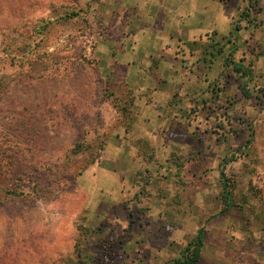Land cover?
Instances as JSON below:
<instances>
[{"label": "rangeland", "instance_id": "obj_1", "mask_svg": "<svg viewBox=\"0 0 264 264\" xmlns=\"http://www.w3.org/2000/svg\"><path fill=\"white\" fill-rule=\"evenodd\" d=\"M248 1L0 0V264H264Z\"/></svg>", "mask_w": 264, "mask_h": 264}, {"label": "trees", "instance_id": "obj_2", "mask_svg": "<svg viewBox=\"0 0 264 264\" xmlns=\"http://www.w3.org/2000/svg\"><path fill=\"white\" fill-rule=\"evenodd\" d=\"M258 4V0H249L248 5L251 7L252 5L256 6ZM244 13H240V18H244ZM237 30V28H235ZM237 70H240V68H236ZM247 72L246 70H242ZM247 93V92H246ZM248 95V94H247ZM78 145H76L73 149L72 152L76 153L78 151ZM224 173L220 171V177L222 180V203L224 205V208L220 211V214H223L230 206V200L231 197L229 196V192L227 191V182L226 179L223 177ZM203 240H204V231L203 228H200L197 230L196 235L187 243V245L181 250L179 253V256L170 260L167 264H198L200 260V253H201V248L203 245Z\"/></svg>", "mask_w": 264, "mask_h": 264}]
</instances>
